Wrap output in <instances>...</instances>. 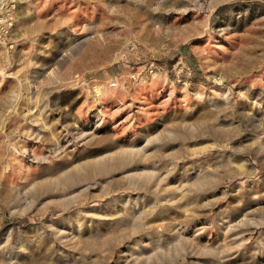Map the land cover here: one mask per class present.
<instances>
[{
	"label": "rangeland",
	"instance_id": "rangeland-1",
	"mask_svg": "<svg viewBox=\"0 0 264 264\" xmlns=\"http://www.w3.org/2000/svg\"><path fill=\"white\" fill-rule=\"evenodd\" d=\"M0 264H264V0H0Z\"/></svg>",
	"mask_w": 264,
	"mask_h": 264
}]
</instances>
